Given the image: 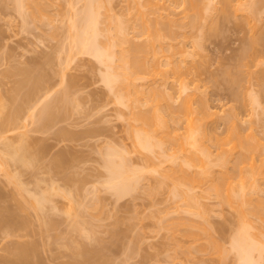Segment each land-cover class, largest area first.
<instances>
[{
  "label": "rangeland",
  "instance_id": "1",
  "mask_svg": "<svg viewBox=\"0 0 264 264\" xmlns=\"http://www.w3.org/2000/svg\"><path fill=\"white\" fill-rule=\"evenodd\" d=\"M43 1L45 4L41 14L35 15L26 6L24 9L27 12L23 16L17 10L14 0H0V111L3 110L5 116L4 112L10 110L13 104L14 98H11V94H17L13 97L18 96L16 92L18 89L14 92L12 90L16 88L17 78L21 77L19 68L23 66L33 70L36 67L33 71L36 73L40 72L39 66H41L43 72L38 74L43 73L42 77L44 73L48 74L44 76L46 79L49 77L47 84L46 79H43L46 85L42 83L38 93L36 92L32 97L36 100L35 106L26 107L21 111L19 118L17 117L19 120L17 119L16 128L11 125L12 129L6 131L10 135L11 142L17 143L18 132L25 130L27 147L30 152H36L35 162L38 165L35 163L33 166L31 164H22V166L17 161L9 160L8 167L11 172L19 174L24 184L35 192L50 190L46 188L51 183L57 190L54 189L55 191L52 190L51 193L54 207H48L50 204L48 202L44 206V213L51 219L50 228L47 226L46 232V227H42L39 223L41 219L38 214L34 215L36 209L33 210V207L23 200L22 196L27 194L24 195L22 192V195L20 191L15 190V183L6 177L7 174L0 166V187L4 194L2 202L3 204L6 202L4 206L10 204L14 208L21 202L23 203L21 206L28 204L24 209H20L19 205L16 206L21 218L27 219V225L21 223L20 226L17 224L18 221L13 223L15 228L10 226L13 230L6 226L9 231L12 230L10 234L14 233L8 238L2 236V230L7 229L0 228V252H3L1 245L7 239L35 238L40 246V248L38 246L40 249L37 255L40 260L38 264H61L70 260L73 257L74 244L76 246L79 242H84V245L87 243L86 246L89 245L90 248L93 245L100 248L101 256L94 257L95 259L97 257V264H238L239 255L231 245V237L237 228L238 215L231 202L237 196L233 193H236L238 188L241 189V185L244 187L245 183L240 182L239 175L237 178L239 172L228 173V175L237 173L233 175L234 177L231 176L232 178L224 170H215L212 174L204 173L203 169L200 170L202 167L199 159L202 155L200 153L205 149L214 156L217 150H222L221 152L229 156L228 165L231 166L233 160L241 154L242 146L237 143L238 140L234 142L226 138L228 128L224 122V115L226 117L233 112L236 114L231 115L239 120V126L245 133L251 129L252 134L256 133L252 142L254 143L258 137L256 140L258 143L255 144L257 147L261 142L260 154L264 156V0H254L258 6L257 14L259 12L260 20L257 22L260 26L255 21L257 25L255 27L253 24V27L248 15L247 17L241 11L232 8L226 14L216 13L218 24L216 22L215 30L210 29L208 27L210 24L206 23L208 18L211 22L212 18L209 16L205 18L206 22H203L202 30L205 28V32L194 29L189 23L182 27V31L188 35L183 37L181 43L184 54L181 56L182 54L177 55V53L178 57L175 55L174 58L181 59L183 71L181 78L183 76V80L186 79L184 83H187V88L185 87L183 92L180 93L175 88L178 87L176 81L172 82L177 75L173 63L168 62V56L159 55V63L167 68L164 73L170 74L164 83H161L162 78L159 75L160 85L163 87L165 85L164 88L168 87V91L173 93L176 90L172 103L178 104L181 96L183 98V95H187L185 92L190 90L196 91L197 95L203 94L204 96H200L208 98L209 109L212 111L206 118L205 129L221 138L218 141L203 138V141L192 144L178 141L182 145L178 146L180 148L177 150L176 140H165L160 146H153V149L138 145L128 131V109L114 101L112 91L103 80L102 73L105 68L103 63L88 53L69 49L71 36L68 35L74 30L70 28L72 31L69 30L71 32L68 34L67 27H70L68 22L75 17L76 9L84 14L82 0ZM101 1L103 4L99 8L101 16L106 10L105 6L110 5L113 16L125 20L131 32L137 35L134 39L138 40L140 36L142 37L139 33L140 28L137 29L139 23L138 25L135 23L134 26V20L138 19L137 13L135 14L137 10L134 9L133 15L131 6L134 2H138L137 5L141 6L143 0H140L141 2L139 0ZM153 1L165 6L170 4L168 7L174 9L173 13L178 11V14L171 13L172 16H181L184 12L181 11L183 0V2ZM241 1L247 5L252 0ZM137 5L136 7H139ZM79 11H76L77 17ZM150 14L147 13L151 17ZM136 22H139V19ZM259 33L262 39H257L259 42L253 40L252 42L255 43L251 44L253 36ZM195 37L199 38L198 45L194 44ZM247 48V53H250L241 57V52ZM67 85L69 88L66 89L70 91H68L70 96L64 89L69 96L67 105L62 101L66 105L65 110L60 109L58 105L54 114L58 109L60 112L58 111L54 120L49 119L50 121L46 120L48 123L46 121L45 123L43 119L41 121L39 115L38 119L36 114L41 111L39 108L41 104L48 99L57 98L58 90L62 91ZM20 89L21 92L24 90V88ZM18 92L20 95L21 92L19 90ZM177 93L181 95L178 96ZM2 103H5L4 107ZM1 113L0 120L4 117ZM133 122L138 123V119H134ZM171 124L172 126L177 124L179 128L177 131L182 132L186 128L184 121L171 122ZM136 126L134 127L148 129L142 122ZM195 145L202 149H196ZM193 147L195 151L198 150L196 152L200 154L197 153L199 159ZM259 147L256 149H260ZM163 149L171 154H166L165 151L163 154ZM172 152L175 154L173 155ZM255 152H258L254 154L255 161L259 162L261 155L259 151ZM169 154L172 157L168 160ZM57 157L61 161L63 159L60 157L66 159L63 160L65 163L63 166L61 163H59L61 166H56ZM110 157L112 161H116L115 164L126 161L125 166L122 167L124 188L121 192L110 186V182L115 179L120 180L117 173L112 172L106 165L105 160L110 161ZM121 157H124V160ZM34 180L37 181V185ZM256 181H258L256 186L262 185L263 188L264 175ZM252 185L246 183L244 188L248 190L250 186L249 189L252 191ZM234 188L235 190H232ZM262 188L257 187L258 195L264 194ZM228 193L234 198L229 197ZM254 194L257 195L256 192ZM23 201L26 202L25 205ZM77 209L79 210L76 211ZM75 220L81 221L78 222L81 224L80 227L82 226L81 230ZM74 221L77 227L72 229L70 227ZM83 226L89 231H84ZM43 232L47 236L50 235V238ZM66 234L70 239L73 238L71 244L65 237ZM259 260L257 264H264L262 263L264 260L261 258Z\"/></svg>",
  "mask_w": 264,
  "mask_h": 264
},
{
  "label": "bare ground",
  "instance_id": "2",
  "mask_svg": "<svg viewBox=\"0 0 264 264\" xmlns=\"http://www.w3.org/2000/svg\"><path fill=\"white\" fill-rule=\"evenodd\" d=\"M141 1L139 0V2ZM183 1H182L183 6L181 8V11L184 12H182L181 14L179 11V14H181V16L179 15L176 17L175 15L173 16L171 15L174 9L172 8L170 9L168 7L170 4H166L165 6V4H160L158 1L143 0V2H141L142 4L140 3V5L142 6L141 7L137 5L138 2L132 3L131 9L133 8L132 9L133 15L135 10H137L135 14L137 13L136 17L139 19V22H136L138 20L137 18H136L137 20H134V26L135 23L137 25L139 23L140 26L139 27L137 26L138 27L137 29L139 30L140 28L139 33L142 35L141 37L140 34H138V36H140V39L138 40L134 39V37L137 35H134L131 32L129 26L125 24L126 23L125 20L113 16V12L112 13L110 12L111 11L110 5H108V3H105L107 2V0H105L104 3L107 4L109 7L105 6L106 10L104 11V14L102 13L103 14L102 16L100 14L101 12L99 9L100 6L103 5L101 0L98 1L82 0V5L84 6L82 7L84 8L83 11L84 14L82 13V11L80 13V11L76 9L74 15L75 17H72L68 22L69 23L68 25L70 26L67 27L68 34L72 31L70 28L74 30L73 33H70L68 35V37L71 36L69 37L71 40L68 39V41L70 40L69 42L70 44L68 45L69 49L73 48L72 50L88 53L94 56L99 62L103 63L105 68L103 71L104 73H102V77L105 83L108 85L109 89L112 91L114 95L113 96L114 101H116L119 104H122L128 109L127 120H128L129 129L128 128L127 129L129 133L131 134L133 139L138 143V145H141L142 147L148 149L152 148L155 145L160 146L161 143L165 140H176L177 142L175 144L177 143L178 144L176 145L175 149L177 150L182 145L178 141H181V143L183 141L185 142L187 141V143L192 144L197 141L198 142L203 141V138H208L214 141H218L221 139L217 134L205 129V123L207 121L206 118L211 115L209 114V112L212 113V111L209 109L210 104L208 103L209 102L207 100L208 98L203 97L204 96L203 94L197 95L198 93L196 94V91L192 89L194 92H192L191 90L190 92L193 95L189 91H187L185 92L187 95L186 96L183 95V98L181 96L178 104L177 103L173 104L174 102L172 103L173 101L172 97L174 99V93L176 92V90L173 93V91L171 92L168 91L167 86H166L167 88H164L165 85L164 87L160 85V80L161 83H164V81H167L166 77L169 78L170 76V74L166 75L168 74V72L164 73L166 72L167 68L165 69L159 63V58H158L159 55L164 54L168 56L167 58L169 61L168 60L167 61L173 63L172 65L174 66L173 68L175 70L174 69L173 70L175 71V73H177V75L180 76L178 77L176 75L175 76L176 78H173L174 80H172V82L176 81V85L178 87L175 88L177 89V91L181 93L182 90L183 91L185 90L184 89L185 87L187 88L186 86L187 83H184L186 79L184 78L185 80H183V76L181 78V72H183L181 66V59L174 58V56L177 53H178L177 55L182 54L181 56H183L184 54V49L181 47V43L183 37H186L188 35L185 31H182V27L183 26L185 27L186 26L185 24L189 23L194 29L200 31V29L202 30L204 23L206 22V19L209 16L212 18L211 22L209 21L210 18H208L206 23L210 24V26H208L210 27V29L212 28L214 29V26L216 28V25L218 24V22L216 21L217 19L215 18L216 13L222 12L223 14H226L228 13L229 9L232 8L236 11L237 10L241 11L246 16L248 15L249 17L248 16L247 17L249 18L250 23L252 22L251 25L255 23H259L257 21L260 20L259 12L257 14L258 11V6L256 5L257 2H255L254 0L252 1L250 0L251 2H249L247 5H244L241 0H183ZM14 2L17 10L23 16H25L27 12L26 9H24V7L27 6L26 8H30L32 12L35 13V15H38L41 14V12L44 10V4H45V1L43 0H14ZM135 3L139 7H136ZM184 3L186 4L184 5ZM160 8H162V10ZM166 8H168V10ZM169 9L171 10V12ZM76 11H79L78 13L81 14V16H79L80 14H78V17L80 18L77 17ZM175 12L173 14H178V11ZM147 13L148 14L151 13L150 14L151 17L147 15ZM250 18H252L253 21ZM203 19H205V21ZM100 23H102L103 25ZM211 25L213 26L211 27ZM256 25L257 24H255V27ZM258 25L260 26V23ZM199 31L198 33H200ZM202 33L203 32H201V34ZM259 34H256L257 37L256 35L253 36V38L251 39V44L253 43L252 42L253 40L255 42H259V40L257 39L260 40L262 39V35L260 34L259 37L258 36ZM198 39L196 37L194 38L193 40L194 44L196 43L198 45V43L200 42L197 41ZM246 50H243V52H241L242 53L241 57L243 56L245 57L246 54L248 55L250 53V52L247 53L248 48ZM70 51L71 50H69V52ZM244 51L246 52L244 53ZM177 55L176 57H178ZM49 59L50 58H48V60ZM21 67L20 68L18 67L19 72H21V77L17 78L16 88L14 87V89L11 90L13 92L14 90L17 89L21 92L20 88H24V90L20 93V95L18 90L16 91L18 93L17 96L18 98L15 97L17 94L14 93L11 94L12 97L9 96L12 99L14 98L13 104L14 103L15 104L14 105L12 104L11 109L6 110L7 112L4 109L5 116L3 114V110H1L2 113L0 111V113L3 114L4 116L3 119L0 120V166L7 174L6 177H8V179H10L13 183H15L16 185V186L14 185L15 190L17 189L16 191H20L21 194L22 192L24 195L27 194V196L26 195L22 196L23 194L21 195L19 193V195H21L22 198H24L23 200L29 203V206L31 205V207H33V210L34 209L37 210V212L36 210L34 211L35 212L34 215L38 214L37 216H39V218L41 219V221L39 220L40 221L39 223H41L42 227H46L45 228L46 230L48 229L47 226L50 228L49 225L51 224V219L49 218V215H46L44 213V209H45L44 206H46L45 203L47 204L48 202L50 203L48 207L49 206L54 207L53 206L54 204H52L51 201V193L53 192L52 190L54 189L57 190L56 186L51 185L52 183L51 184L48 183L49 186H47L48 188L46 189H50V190L47 191L43 188L44 190H39L38 192L37 191L35 192L33 189L29 188L24 184L19 174L11 172L8 167L9 160H14V162L17 161V163L19 162L21 165L31 164L33 166L35 163L37 164V162H35L37 159L35 154L36 152L35 153L30 152L27 147V143H26L27 136L25 130H21V131L18 130L19 132L17 134V138H18L17 143L11 142L10 135L6 133V131L9 130L10 128L12 129L11 125L13 126V128H16V126L18 125L17 119L19 118L18 116L21 111H23L26 107L35 106L34 104L36 103L34 101L36 100H33L34 98L32 99V97L39 90L42 83H44V85L47 84V80L49 78V77H47V79L45 78L46 73H44L45 77L44 76L42 77L43 73L38 74L39 72L38 70H37L38 72L34 73L33 71L36 67H34L33 70L30 67L28 68L27 67L21 68ZM39 67H40L39 73L43 72L41 71L42 70L41 66ZM159 75L162 78L160 80H159L160 78ZM236 75L238 76V74ZM43 79L44 80L46 79L45 80L46 84L45 81H43ZM177 79H179V81H177ZM66 88L68 89L69 86L67 85L65 88L63 87L62 89L67 90ZM65 90L63 92L61 91V89L58 90L59 98L57 97L54 99L57 103L54 102L53 99H48L47 102L41 104L42 106L39 107L41 111L39 112L38 110L40 114L39 113L36 114V117L39 115L41 121L43 119L44 122L46 120L49 122L50 120L51 121L54 120L53 118H55V116L58 115L59 109L58 111H56L55 113L56 115L54 114L55 112L54 110H56L59 106L60 109L63 108L65 110L64 106L66 107V105L68 104L67 101H69V96H70L69 93L70 91L67 90V93L69 95L68 96ZM60 92L62 93L60 94ZM180 93H177L178 96L181 95ZM177 94H175V96H177ZM13 95L15 96L13 97ZM200 95L203 96L201 97ZM14 100H16L17 102ZM62 101L64 104L66 103V105H64ZM4 104L2 105L3 107ZM56 106L58 107L55 108ZM64 110H61V112ZM233 113L236 114V112ZM233 113H229V114L227 113L229 116L226 115V117L224 115V119H225L224 122H226L225 125L228 128L226 138L232 139L234 142H237L236 140H238L237 143L240 144V146H242V150L240 151L241 154H239L240 158L238 156L236 159L233 160L232 165L229 166L228 165L229 164L228 162L230 161V159L228 158L229 156L226 153L221 152L222 150H217L216 155L214 156L211 155L210 152H208L205 149L204 152L200 153L202 155H200L199 152H196L198 150L195 151L194 149L195 148L202 149V148H199V146L197 147L195 145L194 146L195 148L193 147V151L196 152L195 153L196 156L198 154L200 155V159L198 156L197 157L199 159V163L201 162L200 163L201 166L199 164V166L202 167L200 170L203 169L204 173L212 174L215 170H224L225 172H227L226 173L227 175L228 173L239 172L240 174L233 173V175L235 176V174H237V178L239 175L241 183L242 182L245 184L248 183V185L253 184L252 189L257 190V187L262 188V185L260 186L257 184L256 186V183H258V181L256 180L260 176L262 177L264 175L262 174L264 173V156L260 154L261 148L259 147L261 146L260 145L261 142H259L260 144L257 145V147H259L260 149H256L257 147L255 143L257 142L256 140L258 137H256V140L254 138L255 140V141L253 140L254 143L252 142V139L253 137L256 136V133L255 135L254 133L252 134L251 133L253 132L252 129L251 131L248 130L245 133L240 128L241 126H239L240 124L239 120H236V118L231 115ZM136 118L138 119V123L142 122L146 124L148 129L143 130V128L140 129V127L135 128L134 126L136 125L138 126V123H135L136 124L135 125L133 122L134 119ZM182 121H184L186 125L185 130H183L182 132L177 131L179 129L177 124L174 126H172L171 124V122L180 123ZM256 150L259 151V154L261 155L259 157V162H256L254 158V156L258 153L255 152ZM164 151L166 152V149H163V154ZM168 153L171 154V152H166V154ZM172 153L173 155L175 154L174 152ZM170 154L167 155V157L170 156ZM242 154L244 155V157H242L243 156ZM171 157L172 156H170V158L167 159L169 160L171 159ZM57 158H58L57 161L58 163H56L55 161V163L57 164L55 165L63 166V164H65L63 161L65 158L60 157L61 159H63L62 161L59 159V157ZM121 158L122 160H124V157ZM109 159L110 161H108L107 159L105 160L106 165H108L107 167L110 168L112 172L117 173V176L120 177V180L117 181L115 179L114 181L110 182V186L113 187L117 192H121L122 189L124 188L123 187L124 185L122 183V177H124L122 167L125 166L124 164H126V161L125 163H123L124 161H121V162H117L118 164H115L116 161L115 162L112 161L111 157ZM59 163H61V165ZM233 175L229 174L228 176L231 177ZM240 175L243 177H241ZM35 182H36L35 185H37V181ZM240 182L239 183L236 182V183L240 185L241 184ZM245 184H243L244 187ZM240 187L244 188L242 185ZM246 187L248 186L246 185ZM249 188L248 190H246L245 188L242 190L238 188L239 191L237 190L236 193H233V194H237V196L235 195L236 196L235 200L232 199L233 202H231L233 207L236 209L238 215L237 228L235 229L231 237L232 248H234L233 250L237 252V255H239L238 264H257L258 263L257 260H259L260 258L264 260L262 258L264 257V197H263L264 194L262 196L258 195V190L251 191L250 190L251 188L250 189ZM263 188L262 190H264ZM232 190H235V188ZM254 192H256L257 195H255ZM228 196L234 198V196L233 195L230 196L229 193ZM3 197L4 194L2 192V188L0 187V228L1 229L5 228L6 230L7 229L6 226H9L8 228H11L10 227L11 225L12 227H14L15 225L13 223L18 221L19 222L17 224H20V226L21 223L22 224L26 223L27 219L21 218L18 208H16V206L17 207L20 206L21 207L20 209L22 208L24 209V207L27 206L28 204H26V202L23 201L24 205L26 204L25 206L23 205L21 206V204H23L22 202L21 204H18L19 206L18 205L14 206V208L10 204H8V206L7 204L6 206H4L6 202H4L3 204L2 202ZM79 209H77L76 211H78ZM75 221L73 222V225L71 223L72 227L70 228L74 229L77 227V225L80 227L81 224L79 223H81V221L80 220L76 221L77 223L80 221L77 225ZM27 224L28 223H26V225ZM81 227L79 228L80 230ZM83 228L84 231L87 232L89 231L88 229H86V227L83 226ZM40 229L43 228L40 227ZM9 230L10 229H7L6 231H4V229L2 230V236L4 238H8L10 235L14 234V233L10 234V232L13 229L11 231ZM47 231L48 230H46V232ZM84 231L82 230L83 233ZM193 235L196 236L197 234H193ZM65 237H67V234ZM67 238H68V242H70L71 244L73 238L71 237L72 239L71 240L69 238V235ZM48 240L49 239H47V241ZM37 241L35 238L33 239L26 238V240L7 239L1 245L3 252H0V263L1 264H38L40 260L38 259L37 255L40 250L39 249L40 246L38 245ZM76 241L77 240L75 239L74 242L76 243ZM47 243H49V241ZM86 244L84 245V242L83 243L79 242V244H77L76 246L74 244V249L72 247L73 257L68 261L62 262L61 264H97V257L96 259L94 257L97 255L101 256L100 248L99 249L98 247L96 248L95 245H93L92 248H90L89 245L86 246ZM94 246L95 248H93ZM86 247H89V249ZM102 255H103V251H102ZM255 255L259 259H257V257L255 258ZM92 258L93 260H91ZM94 260H96L95 261L96 263L94 262Z\"/></svg>",
  "mask_w": 264,
  "mask_h": 264
}]
</instances>
